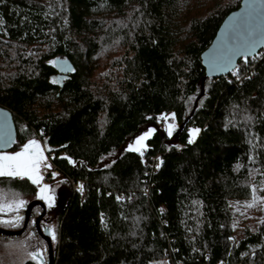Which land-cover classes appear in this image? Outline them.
Segmentation results:
<instances>
[{
	"label": "trees",
	"instance_id": "1",
	"mask_svg": "<svg viewBox=\"0 0 264 264\" xmlns=\"http://www.w3.org/2000/svg\"><path fill=\"white\" fill-rule=\"evenodd\" d=\"M239 1L0 0L11 148L38 135L61 173L47 178L53 264H264V213L235 237L229 204L264 179V50L218 76L199 56ZM160 114H175L171 135ZM148 127L142 150L124 147ZM67 176L82 179L81 198ZM0 186L34 196L27 178ZM19 211L0 223L15 228Z\"/></svg>",
	"mask_w": 264,
	"mask_h": 264
},
{
	"label": "water",
	"instance_id": "2",
	"mask_svg": "<svg viewBox=\"0 0 264 264\" xmlns=\"http://www.w3.org/2000/svg\"><path fill=\"white\" fill-rule=\"evenodd\" d=\"M264 43V0H240L237 7L228 11L219 22L211 40L200 52V61L205 75L218 76L231 71L238 58L237 52H246L247 56L255 54ZM231 58V62L229 59ZM56 71L63 75L71 70L70 62L64 57L57 56L53 60ZM60 75V76H61ZM10 137L12 143L5 144L4 139ZM15 142V126L12 114L6 107L0 105V150L10 149ZM39 204L40 212L35 216V228L46 242V264H53V249L50 237L38 225V219L45 212L44 202L33 198L26 202L22 210L24 219L18 228L0 226V233L13 235L22 231L28 212L32 205Z\"/></svg>",
	"mask_w": 264,
	"mask_h": 264
},
{
	"label": "rangeland",
	"instance_id": "3",
	"mask_svg": "<svg viewBox=\"0 0 264 264\" xmlns=\"http://www.w3.org/2000/svg\"><path fill=\"white\" fill-rule=\"evenodd\" d=\"M60 75L61 74L59 73H55L54 76H57V77L63 76V75L61 76ZM157 124L158 126L162 127L165 130L166 134H169V131H168L169 126L175 125V120L171 115L160 114L157 118ZM151 129L152 127H148L147 129L141 131L136 136H134L131 141L126 143L124 147L129 148L130 145L133 147H139V145L136 144L137 138H139L140 136H143L145 133L149 132ZM30 140L39 141L37 137H31L22 144L21 148H16V149L10 148L6 150H0V153L12 154V153L21 151L23 146L27 144ZM39 143H40L41 148L44 150V156L47 158L45 163L49 165V160H48L46 148H45L46 146L43 145L40 141ZM143 145L145 146V140L143 141ZM143 147L141 148V150L143 149ZM41 166H43V164ZM40 175L42 174L40 173ZM59 176L52 177V178L55 179L54 181L56 180L59 181V179L61 180ZM57 177L59 178L57 179ZM45 184L49 186V189L43 195L45 197H51V206H49L48 199L40 198L41 197L40 189ZM33 186L35 188L33 191L34 196H31V197L25 196L24 194H20V193L17 194V191L15 189H14V192L10 193L8 187L7 189H2V187L0 186V204H11L18 200H24L27 202L28 200L33 199V198L41 199L44 202V205L46 207L45 216L47 218L49 216L52 217L50 220H48L47 225L50 228V241H51V245H53L56 239V233H55V225H56L55 224V216H56L55 212L56 211H55V203H54V198H53V193H52V184H50V182L43 177L40 184H33ZM229 204L234 211L233 218H232L233 236L238 237L241 234L244 225H246L247 223L250 225H254L263 218L264 179L261 178L258 181L257 189H255V192L252 191L251 195L248 198L243 199V200H231ZM248 204H254V206L248 207L247 206ZM36 209L37 208L34 207V210ZM19 210H21V208L14 210V213ZM7 216H9V214H3V219H5L4 217H7ZM0 224H1L0 225L1 227L10 228L8 227L9 226L8 224H5V223H0ZM53 234H55V239H53ZM31 253H38L37 259H35L37 263H38V259L45 260L46 255H47L46 254V244H45V241L40 236L38 235L35 236L34 233L29 232V231H27L26 233H22V234L17 233V234H13L10 236L0 233V264H22L24 259L31 258L30 256ZM43 264H46V263H43Z\"/></svg>",
	"mask_w": 264,
	"mask_h": 264
},
{
	"label": "snow or ice",
	"instance_id": "4",
	"mask_svg": "<svg viewBox=\"0 0 264 264\" xmlns=\"http://www.w3.org/2000/svg\"><path fill=\"white\" fill-rule=\"evenodd\" d=\"M235 55H243L245 58V62H247V55L246 52H237ZM231 62V58L229 59ZM173 118L175 114H172ZM167 118V117H165ZM174 125L169 126V135L172 134V130ZM155 131V129H151L149 132L145 133L143 136H140L136 140V144L139 147L129 146L130 151H140L141 148L144 146L143 141L151 135V133ZM199 129H192L191 130V138L189 139V143H192L199 133ZM5 144L12 143L10 137H6L4 139ZM46 157L44 156V150L41 148L39 141L30 140L27 144H25L21 151L7 154V153H0V177H13V178H27L33 184H40L41 180L43 179L42 175H40V167L43 164L45 167H51L50 165L46 164ZM71 162V161H70ZM53 176L57 175L56 173H52ZM49 189L48 185H43L40 189L42 199L46 198L49 200V206H51V197H45L43 194ZM80 190H83V185L80 186ZM255 192V189H253ZM119 199V197H118ZM26 201L18 200L11 204H0V212H5L8 210H16L19 208L24 207ZM248 207H253L254 204H248ZM17 219H22V217H17ZM53 239H55V234H53ZM31 258L33 260L37 259L38 253H31Z\"/></svg>",
	"mask_w": 264,
	"mask_h": 264
},
{
	"label": "built area",
	"instance_id": "5",
	"mask_svg": "<svg viewBox=\"0 0 264 264\" xmlns=\"http://www.w3.org/2000/svg\"><path fill=\"white\" fill-rule=\"evenodd\" d=\"M264 50V43L263 45L259 48L258 51H263ZM257 51V52H258ZM37 139L41 142L39 136L37 135L36 136ZM157 156V155H155ZM153 157L154 158V161H153V167H155L157 164H158V159L157 157ZM47 157H48V160H49V165L51 167H45V166H41L40 168V173L42 174V176L47 179L49 177H56V176H59L61 173L58 169V167L55 165V163H53L49 157V154H47ZM52 173H56L57 175L53 176ZM67 181L71 184L72 188L78 193L79 195V198L82 197L84 191L80 190V186L82 185V179L80 178H77V179H73L71 176H67L66 177ZM167 252V251H165ZM177 264H184L180 259L177 260ZM192 264V263H191ZM202 264H207V257L205 256L204 257V261ZM215 264H226V260L225 259H219L215 262ZM240 264V263H239Z\"/></svg>",
	"mask_w": 264,
	"mask_h": 264
},
{
	"label": "flooded vegetation",
	"instance_id": "6",
	"mask_svg": "<svg viewBox=\"0 0 264 264\" xmlns=\"http://www.w3.org/2000/svg\"><path fill=\"white\" fill-rule=\"evenodd\" d=\"M34 207H36L37 209L36 210H34ZM23 208V207H22ZM22 208H21V210H22ZM20 210V211H21ZM40 210H41V208H40V205L39 204H34V205H32L31 206V208H30V210H29V212H28V216H27V219H26V222H25V224H24V227H23V229H22V231L24 230V229H27L29 232H32V233H34V235L36 236V235H38V236H40V234L37 232V230H36V228H35V216L40 212ZM45 210H46V207H45ZM19 211V212H20ZM45 213L46 212H44V214L42 215V216H40V218L38 219V225H39V227H40V229H42V231L44 232V233H46L47 232V234H48V236L50 237V228L48 227V225H47V222H48V220H50L52 217H46L45 216ZM17 217H22V219H17ZM14 219H16V223L15 224H18V226L16 225V227L15 228H18V227H20L21 226V224H22V222H23V219H24V213L22 214H19V215H17ZM14 229V228H13ZM46 231V232H45ZM20 233V232H19ZM41 237V236H40ZM42 238V237H41ZM43 239V238H42ZM44 240V239H43ZM45 244H46V242H45ZM42 260V262L43 263H45V260L44 259H41Z\"/></svg>",
	"mask_w": 264,
	"mask_h": 264
}]
</instances>
